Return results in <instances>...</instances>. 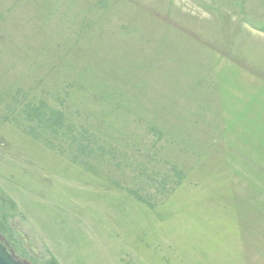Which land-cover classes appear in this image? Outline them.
<instances>
[{
  "label": "rangeland",
  "instance_id": "rangeland-1",
  "mask_svg": "<svg viewBox=\"0 0 264 264\" xmlns=\"http://www.w3.org/2000/svg\"><path fill=\"white\" fill-rule=\"evenodd\" d=\"M0 236L264 264V0H0Z\"/></svg>",
  "mask_w": 264,
  "mask_h": 264
},
{
  "label": "water",
  "instance_id": "water-1",
  "mask_svg": "<svg viewBox=\"0 0 264 264\" xmlns=\"http://www.w3.org/2000/svg\"><path fill=\"white\" fill-rule=\"evenodd\" d=\"M0 264H24L0 236Z\"/></svg>",
  "mask_w": 264,
  "mask_h": 264
},
{
  "label": "trees",
  "instance_id": "trees-1",
  "mask_svg": "<svg viewBox=\"0 0 264 264\" xmlns=\"http://www.w3.org/2000/svg\"><path fill=\"white\" fill-rule=\"evenodd\" d=\"M34 111H35V110H34ZM52 112H53V111H51V110L49 111V113H51V114H52ZM37 114H38V113H37ZM37 114H36V115H37ZM58 114H59V116H60V113H58ZM59 118H60V117H59ZM56 122H57V121H56Z\"/></svg>",
  "mask_w": 264,
  "mask_h": 264
}]
</instances>
